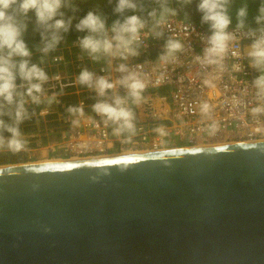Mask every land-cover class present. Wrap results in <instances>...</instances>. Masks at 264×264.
<instances>
[{
  "label": "water",
  "instance_id": "obj_1",
  "mask_svg": "<svg viewBox=\"0 0 264 264\" xmlns=\"http://www.w3.org/2000/svg\"><path fill=\"white\" fill-rule=\"evenodd\" d=\"M0 264H264V139L0 165Z\"/></svg>",
  "mask_w": 264,
  "mask_h": 264
},
{
  "label": "built area",
  "instance_id": "obj_2",
  "mask_svg": "<svg viewBox=\"0 0 264 264\" xmlns=\"http://www.w3.org/2000/svg\"><path fill=\"white\" fill-rule=\"evenodd\" d=\"M168 9H174L170 4ZM112 20L108 21L109 24ZM254 28L253 26L248 25ZM237 37L230 42L222 65L201 62L208 29L166 11L146 20L137 45L138 55L126 60L119 57L93 60L79 47L80 33L61 43L38 62L50 80L40 104L26 103L30 117L41 118L44 128L25 134L35 149L57 157H93L129 150H157L192 146L213 141L264 139V113L252 109L264 104L255 95L251 81L256 72L249 67L246 52L250 40L245 30L229 28ZM169 40H178L183 50L166 61L160 59ZM33 58V57H32ZM126 63L142 74L146 82L143 99L133 106L134 134L116 135L110 125L92 110L97 97L82 87L77 76L84 67L112 79L119 77L115 68ZM238 69V70H237ZM121 95L124 89H117ZM209 105L204 112L202 106ZM69 106H82L83 115L70 113ZM46 137L41 143L38 137ZM125 143H129L126 146Z\"/></svg>",
  "mask_w": 264,
  "mask_h": 264
},
{
  "label": "clouds",
  "instance_id": "obj_3",
  "mask_svg": "<svg viewBox=\"0 0 264 264\" xmlns=\"http://www.w3.org/2000/svg\"><path fill=\"white\" fill-rule=\"evenodd\" d=\"M116 19H108L97 10H89L82 16L67 15L65 9L75 6L72 0H0V150L19 153L27 148L28 141L22 125L30 117L26 103L40 104L45 94V85L50 77L40 62L33 60V51L25 40L29 25H33L40 36L39 52L47 56L62 42L64 34L71 30L80 33L79 47L93 60L119 57L126 60L138 55L137 45L146 27V20L137 12L142 0H109ZM193 0H185L191 4ZM233 0H197L196 11L200 22L207 25L208 35L202 56L198 59L207 65L221 66L230 42L237 37L229 31L233 22L230 7ZM166 6V0H163ZM175 14L174 9H166ZM156 9L148 13L155 17ZM248 8L241 5L236 11V27L247 32L250 43L246 58L256 75L251 81L255 95L264 100V0H260L254 17L256 27L246 23ZM178 40H169L160 59L166 61L183 50ZM238 70V69H237ZM115 71V80L84 67L77 82L92 90L97 97L92 110L112 126L116 135L134 134L135 113L133 106L143 99L147 87L142 74L133 71L126 63H120ZM124 89L121 95L117 90ZM208 112L209 105L202 106ZM70 113L83 115L82 106H69ZM253 113H264V104H258Z\"/></svg>",
  "mask_w": 264,
  "mask_h": 264
},
{
  "label": "trees",
  "instance_id": "obj_4",
  "mask_svg": "<svg viewBox=\"0 0 264 264\" xmlns=\"http://www.w3.org/2000/svg\"><path fill=\"white\" fill-rule=\"evenodd\" d=\"M196 2L197 0H193L191 4L185 3V0H166V6L163 4V0H142V8L138 10L137 14L141 15L142 18L145 20L151 21L154 18L163 15L170 7V4L173 5L175 11L178 16L181 18L192 21L207 28V25L202 24L200 22V15L196 11ZM72 3L75 6V12H73L72 8L65 9L67 15H77L82 16L89 10H97L101 12L105 17L110 20L116 19V16L113 14V7L114 4L110 3L109 0H72ZM260 0H233L232 6L230 7V14L233 17L232 25H236V11L237 9L246 4L248 8V17L246 23L250 26L256 27L254 23V17L257 14V9L259 7ZM156 9L157 15L155 17H149L148 13ZM231 25V26H232ZM208 29V28H207ZM74 29L69 31L68 33L64 34V38L61 43L68 41L71 39L75 34H77ZM25 40L27 41L29 47L32 51H36L38 49V45L40 43V36L37 30L34 29L33 25H29V30L25 34ZM39 54H34L33 60L38 62ZM39 120V124L42 125L41 118H37ZM36 119L33 117H29L24 124L22 125V130L25 134L34 133L37 130ZM35 123V124H34ZM43 127V126H42ZM44 128V127H43ZM38 140L41 143L46 142V137L41 135L38 137ZM30 145H33V143Z\"/></svg>",
  "mask_w": 264,
  "mask_h": 264
},
{
  "label": "rangeland",
  "instance_id": "obj_5",
  "mask_svg": "<svg viewBox=\"0 0 264 264\" xmlns=\"http://www.w3.org/2000/svg\"><path fill=\"white\" fill-rule=\"evenodd\" d=\"M42 126L44 127V125L36 123L37 128L43 129ZM26 139L28 138L26 137ZM228 140H236V139H228ZM60 158L62 157L51 156V155L46 156L44 151L37 150V149H31L29 142H28L27 148L24 151L19 152V153H13L6 149L0 150V165L32 163V162L34 163V162L43 161V160H52V159H60Z\"/></svg>",
  "mask_w": 264,
  "mask_h": 264
},
{
  "label": "bare ground",
  "instance_id": "obj_6",
  "mask_svg": "<svg viewBox=\"0 0 264 264\" xmlns=\"http://www.w3.org/2000/svg\"><path fill=\"white\" fill-rule=\"evenodd\" d=\"M245 141H252V140H241V139L240 140H228V141L227 140H220V141L209 142L207 144L204 143V144H197L195 146L194 145H192V146L193 147H198V146H204V145L225 144V143L245 142ZM192 146H185V145H183V146H179V147H175V148H185V147H192ZM175 148H173V149H175ZM165 149L166 148H164V149H157V150H132V151L129 150V151L121 152V153L122 154L143 153V152L158 151V150H165ZM62 158L64 159V157H62ZM62 158H60V159H52V160H43V161H38V162H34V163H42V162L53 161V160H61ZM78 158H82V157L81 156H73V157H68L67 159H78ZM19 164H25V163H19ZM12 165H18V164H12Z\"/></svg>",
  "mask_w": 264,
  "mask_h": 264
},
{
  "label": "flooded vegetation",
  "instance_id": "obj_7",
  "mask_svg": "<svg viewBox=\"0 0 264 264\" xmlns=\"http://www.w3.org/2000/svg\"><path fill=\"white\" fill-rule=\"evenodd\" d=\"M205 144H207V143H205ZM125 145L126 146H129L130 144L129 143H125ZM195 146V145H194ZM193 147V146H192ZM30 148L31 149H35V147H34V145H30ZM132 150H134V149H132ZM132 150H130V151H132ZM117 151H119L118 149H117ZM117 151H115V152H117ZM124 151H129V149H126V150H124ZM124 151H121V152H124ZM112 153V154H117V153Z\"/></svg>",
  "mask_w": 264,
  "mask_h": 264
}]
</instances>
